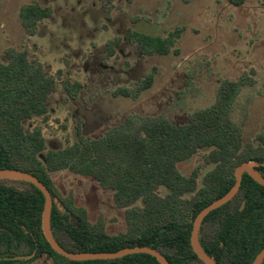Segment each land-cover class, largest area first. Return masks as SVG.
I'll return each mask as SVG.
<instances>
[{"label": "trees", "instance_id": "trees-1", "mask_svg": "<svg viewBox=\"0 0 264 264\" xmlns=\"http://www.w3.org/2000/svg\"><path fill=\"white\" fill-rule=\"evenodd\" d=\"M228 1L242 6L247 0ZM52 14V7L37 0L23 4L19 19L25 34L35 36ZM185 30L176 27L159 36L129 28L125 39L144 57L168 56L180 53L177 46ZM122 41L115 37L107 43V60L116 55ZM5 53L7 61H0V169L36 176L57 199L50 214L57 242L72 253L151 247L170 264H206L191 245L196 216L234 187L236 169L243 163H251L264 178V131L246 141L243 127L233 119L243 88L257 84L255 70L238 80L221 79L215 101L195 110L186 123H175L164 114L128 115L101 136H84L79 129L75 142L48 150L43 128L28 130L25 122L49 121L48 104L59 81L69 100L78 99L84 85L64 78L62 71L47 73L41 62L30 58L28 49L10 47ZM156 71L153 68L135 90L120 87L113 95L138 99L152 87ZM197 155L202 164L183 175L179 164ZM205 167L210 168L202 174ZM62 171L90 177L111 192L116 206L125 212L126 228L110 234L104 216L93 222L73 193L63 195L57 188L52 174ZM44 209V194L34 184L0 179V264H31L42 258L51 264H160L146 253L71 261L47 241ZM199 240L216 264H252L264 249V186L242 173L239 191L207 215Z\"/></svg>", "mask_w": 264, "mask_h": 264}, {"label": "rangeland", "instance_id": "rangeland-1", "mask_svg": "<svg viewBox=\"0 0 264 264\" xmlns=\"http://www.w3.org/2000/svg\"><path fill=\"white\" fill-rule=\"evenodd\" d=\"M31 1L0 0V61H7L10 47L28 49L47 73L62 71L64 78L84 85L79 98L69 100L59 81L48 104L49 121L25 122L28 130L43 128L48 150L75 142L79 129L84 136H101L128 115L164 114L186 123L195 110L215 101L221 79L238 80L251 70L257 84L243 88L233 119L243 127L246 141L264 131V0H247L242 6L228 0H37L52 7L53 14L28 37L19 11ZM176 27L186 29L179 54L144 57L125 39L129 28L165 36ZM115 37L123 41L107 60V43ZM153 68L154 83L138 99L113 95L120 87L135 90ZM200 164L197 155L179 169L188 176ZM52 178L63 195L74 194L93 222L104 216L110 234L126 228L124 210L96 180L70 171L53 173ZM31 264L51 262L42 258Z\"/></svg>", "mask_w": 264, "mask_h": 264}, {"label": "water", "instance_id": "water-1", "mask_svg": "<svg viewBox=\"0 0 264 264\" xmlns=\"http://www.w3.org/2000/svg\"><path fill=\"white\" fill-rule=\"evenodd\" d=\"M248 173L253 177L255 181L264 186V178L260 176L253 168L251 163H243L236 169V183L234 187L223 197L212 202L206 208H204L195 218L193 223V229L191 233V245L193 250L198 255V257L203 260L206 264H216V262L203 250L200 240H199V231L204 219L209 215L212 211L217 208L228 203L239 191L241 186V177L242 173ZM5 178H13V179H21L26 180L32 184H34L37 188H39L45 197V209L43 211L42 216V229L43 233L52 246V248L59 253L60 255L68 258L71 261H92V260H113L119 259L128 255L138 254V253H146L154 256L160 264H170L168 260L157 250L151 247H128L121 249L116 252H79L72 253L65 250L55 239L53 232L50 226V214L53 207L54 201H57L56 198L52 197L49 189L34 175L23 172L15 169H0V179ZM245 204L243 203L241 207V211L244 209ZM264 260V249L257 255L254 262L252 264H261Z\"/></svg>", "mask_w": 264, "mask_h": 264}]
</instances>
